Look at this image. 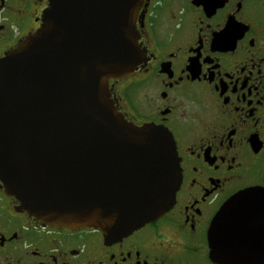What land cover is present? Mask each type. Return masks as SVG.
Returning a JSON list of instances; mask_svg holds the SVG:
<instances>
[{
	"label": "water",
	"instance_id": "obj_1",
	"mask_svg": "<svg viewBox=\"0 0 264 264\" xmlns=\"http://www.w3.org/2000/svg\"><path fill=\"white\" fill-rule=\"evenodd\" d=\"M143 0H50L41 25L0 59V183L46 225L118 241L173 206L180 169L171 134L118 113L109 81L142 62ZM264 189L240 191L207 233L212 264H264Z\"/></svg>",
	"mask_w": 264,
	"mask_h": 264
},
{
	"label": "flooded vegetation",
	"instance_id": "obj_2",
	"mask_svg": "<svg viewBox=\"0 0 264 264\" xmlns=\"http://www.w3.org/2000/svg\"><path fill=\"white\" fill-rule=\"evenodd\" d=\"M50 0H0V59L41 25ZM142 62L109 81L116 110L172 136V208L118 241L46 225L0 183V264H212L207 233L236 193L264 189V0H143ZM264 254V232L256 240Z\"/></svg>",
	"mask_w": 264,
	"mask_h": 264
}]
</instances>
